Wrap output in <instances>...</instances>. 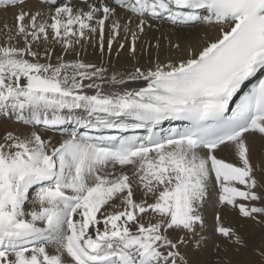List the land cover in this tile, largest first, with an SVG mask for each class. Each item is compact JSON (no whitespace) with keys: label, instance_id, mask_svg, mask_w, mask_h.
<instances>
[{"label":"snow or ice","instance_id":"obj_1","mask_svg":"<svg viewBox=\"0 0 264 264\" xmlns=\"http://www.w3.org/2000/svg\"><path fill=\"white\" fill-rule=\"evenodd\" d=\"M9 12L0 117L17 127L0 134V264H192L210 240L264 264V235L249 245L241 232L245 221L264 232V155L253 151L264 141V0H0ZM150 21L203 33L174 59L149 42L156 56L141 65ZM117 41L131 70L52 62L57 45L103 54Z\"/></svg>","mask_w":264,"mask_h":264},{"label":"bare ground","instance_id":"obj_2","mask_svg":"<svg viewBox=\"0 0 264 264\" xmlns=\"http://www.w3.org/2000/svg\"><path fill=\"white\" fill-rule=\"evenodd\" d=\"M4 15H6V16L3 19H6L9 24H12L13 19H12L11 12H9L8 14L0 13V16H2V17ZM146 32H147V34L145 36H143L142 39L137 41L136 56L139 58L141 65L146 64L150 58L154 59L156 56L157 50L154 47L151 50H149V48H148L149 42L152 45H155L157 40L160 41L159 57L161 60H166L168 58L174 59V58L179 57L183 54L184 49L186 48V46L189 43L196 44L197 42H199L200 37L203 33V26L195 25V26L174 27L171 24L166 23L164 21H150L149 26H147V28H146ZM212 35L214 36L215 32H213ZM165 37H167V39H165ZM169 40L172 42V44H179L181 46L180 49H175V48L170 47L169 46ZM89 52H90V50H88V52H85L82 55L83 52L79 51L80 56L76 57V55H75V54H77V50H76L75 52L65 54L64 56H65V59L68 61L80 59L85 63H92V64H96L97 66H100L101 64H103V66L106 68H110V69L114 68V69H117L120 71H123L124 69L131 70V68L136 64V60L131 57L129 50L126 51V49H124L123 52L119 53L116 57L111 56L110 58L102 56L101 53L96 52L94 54V50H93L92 55H90ZM149 52L151 54H149ZM52 62L53 63L56 62V57H52ZM109 74H111V73H109ZM255 79L256 78H254L251 81V83H254ZM251 83L246 84V86L244 88L245 91L247 90L248 87L251 86ZM136 86H137L136 84L130 85V87H136ZM241 94H243V93L241 92ZM232 106H234V103ZM170 126H172V125H169L167 122H165L162 125V127H164V128H168ZM0 128H4L3 124H0ZM41 131H43V130L41 129ZM59 133L61 134L60 131H49L45 134V139L51 137V138H53L54 141L60 140L63 138L62 135H55V134H59ZM108 134H115V133H108ZM138 134H144L143 130H138ZM253 139H254V142H253L254 154L256 156L264 155V141L260 140L258 137L253 138ZM217 154L218 155H227V153H217ZM258 231H260V230H258ZM252 235H253V233H252ZM256 235H260V234L258 233ZM258 238H260V237H258ZM251 245H253V244H251ZM241 250H243V251H241ZM244 252L246 253V255H243ZM248 252H249V250H246V249L244 250L241 248L240 251L236 255L237 257H235V255L233 256V257H235L234 259H232L234 264H241L242 261L247 259L249 256ZM225 257H227V255H225L224 253H217V251L214 247V244L212 243L211 240L209 241V243L206 247L202 248L200 251H196V252H193L190 254V260L192 261V264H222ZM218 262H220V263H218Z\"/></svg>","mask_w":264,"mask_h":264},{"label":"rangeland","instance_id":"obj_3","mask_svg":"<svg viewBox=\"0 0 264 264\" xmlns=\"http://www.w3.org/2000/svg\"><path fill=\"white\" fill-rule=\"evenodd\" d=\"M5 16L6 15H4L3 16V18H5ZM121 39H123V38H121ZM119 43H120V41H117L115 44H114V46H113V48H112V50H111V52H109L108 51V49H107V46H106V42H105V49H104V52H103V54L101 53V51H100V48L98 47V45L97 44H95V43H89V42H85V44H84V47H83V49H81L80 48V46L79 45H77L76 46V50H77V53H79V51L80 52H83L82 53V55L85 53V52H88V50H90V52H89V54L90 55H92L93 54V50H94V54L97 52V53H101L102 54V56H104V57H107V58H110L111 56H117L119 53H121V52H123V50L124 49H126V51L128 50V47L126 46L124 49H120L119 48ZM61 55H65L63 52H62V50H61V48H60V46H55L54 47V54H53V56L52 57H57V56H61ZM76 55V57H79L80 56V53L77 55V54H75ZM248 83V82H247ZM246 83V84H247ZM235 99H238V97H236V98H234V100ZM4 121V122H3ZM3 122V123H2ZM0 124H3V126H4V128H0V134H2L6 129H14V128H16V124H14L13 123V121H11L10 119H8V118H2V117H0ZM13 128H12V127ZM69 127V130H70V128H71V126H68ZM55 135H62V134H55ZM31 192V191H30ZM30 198H31V195H30ZM28 207L30 208L31 207V205L29 204L28 205ZM208 215L211 217L212 215H213V212H212V210L210 209L209 211H208ZM243 224H244V227L241 229V232H242V234L244 235V237H245V239H247L250 243H249V245H251V244H255V243H258L259 242V240H260V238H261V236L262 235H264L263 233L264 232H262L261 231V228H260V226H258V225H255V224H253L251 221H245V222H243ZM247 228V229H246ZM258 230H260V231H258ZM251 231V232H250ZM254 231V232H253ZM260 234V235H256V234H258L257 232ZM250 233V234H249ZM252 233H253V235H252ZM255 233V234H254ZM247 234V235H246ZM250 235V236H249ZM256 235V236H255ZM254 236V237H253ZM258 237H260V238H258ZM258 239V240H257ZM242 249H244V248H242ZM245 250V249H244ZM241 251H243V250H241ZM237 253L238 252H235V251H233V250H230L228 253H224L225 255H227V258H230L231 260L232 259H234L235 257H237L236 255H237ZM249 253V252H248ZM235 255V257H233ZM243 255H246V253L244 252L243 253ZM230 256V257H229ZM218 263H220V262H218Z\"/></svg>","mask_w":264,"mask_h":264}]
</instances>
